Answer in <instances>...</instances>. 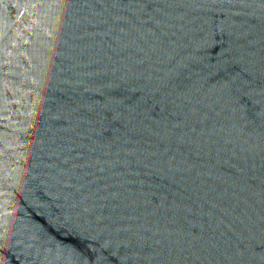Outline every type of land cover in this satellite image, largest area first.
Segmentation results:
<instances>
[{
    "label": "water",
    "instance_id": "obj_1",
    "mask_svg": "<svg viewBox=\"0 0 264 264\" xmlns=\"http://www.w3.org/2000/svg\"><path fill=\"white\" fill-rule=\"evenodd\" d=\"M0 264H264V0H0Z\"/></svg>",
    "mask_w": 264,
    "mask_h": 264
}]
</instances>
